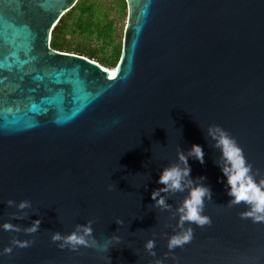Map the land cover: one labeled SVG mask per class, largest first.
Wrapping results in <instances>:
<instances>
[{"label":"water","instance_id":"obj_1","mask_svg":"<svg viewBox=\"0 0 264 264\" xmlns=\"http://www.w3.org/2000/svg\"><path fill=\"white\" fill-rule=\"evenodd\" d=\"M78 1L0 0V223L41 220L32 234L0 228V250L14 236L33 241L0 254V264H109L107 255L111 264H174L167 236L179 230L187 191L161 193L167 209L151 193L193 144L204 162L189 158L191 178L211 189V224H193V240L175 256L180 264H264V223L241 218L243 203L228 205L208 135L212 124L227 129L264 176V0H126L112 70L51 45ZM8 199L32 207L16 219ZM89 219L97 240L115 233L120 243L98 253L51 241V232ZM149 238L155 257L144 250Z\"/></svg>","mask_w":264,"mask_h":264},{"label":"clouds","instance_id":"obj_2","mask_svg":"<svg viewBox=\"0 0 264 264\" xmlns=\"http://www.w3.org/2000/svg\"><path fill=\"white\" fill-rule=\"evenodd\" d=\"M113 123L118 124L119 120ZM208 135L213 141V147L219 149L220 152L218 166L226 181L227 194L230 197L228 205H240L243 203L244 210L240 213L241 218H250L253 223H264V176L259 174V170H253L252 164L247 160L242 147L227 129L220 125L212 124L208 127ZM190 157L203 163V147L199 144H193L187 153L178 151V163L171 164L161 170L158 183L162 187L154 189L151 193L155 205L162 209H167L170 208V205L167 204L166 198L161 193L187 191L186 196L176 208L178 215L177 227L179 230H174L171 235L167 236L166 246L169 251L165 253V256L167 257L171 253L174 264H180V262L173 250L178 247L183 248L194 238L192 225L195 224L197 227L203 228L211 224V218L204 213V208L205 201L211 200L212 192L210 187L202 182L204 177L191 178V167L188 163ZM5 203L9 207L17 209L11 214L16 219H23L26 215L24 210L32 207V203L28 199H22L19 202L8 199ZM40 223L41 220L39 218L33 219L31 224L27 226L4 220L3 223H0V228L5 231L32 234L39 231ZM93 223L94 220L89 219L83 224H75L72 230L66 233L53 231L50 239L56 243L58 248H68L73 252H78L83 246L84 248H91L98 253H107L111 247L120 243L122 238L115 233L101 243L93 235ZM117 223L123 224V221L117 219ZM32 243L31 239H21L14 236L0 250V254H11L13 247L26 248ZM155 244L156 240L153 238L144 241V250L153 257L156 256ZM107 258L109 264H111L108 255ZM150 264H165V262L157 258L151 261Z\"/></svg>","mask_w":264,"mask_h":264},{"label":"trees","instance_id":"obj_3","mask_svg":"<svg viewBox=\"0 0 264 264\" xmlns=\"http://www.w3.org/2000/svg\"><path fill=\"white\" fill-rule=\"evenodd\" d=\"M116 5H121L124 10L127 9L126 0H116ZM103 9L104 4L100 0H79L71 10L61 17L52 30V47L83 54L112 70L120 59L122 43L115 46L113 57L108 58L102 55L113 42L115 33V21L109 19L108 12H105L107 22H104L101 17ZM77 33L91 43L97 41L98 48L92 47L91 43L86 45L73 42L71 39Z\"/></svg>","mask_w":264,"mask_h":264},{"label":"rangeland","instance_id":"obj_4","mask_svg":"<svg viewBox=\"0 0 264 264\" xmlns=\"http://www.w3.org/2000/svg\"><path fill=\"white\" fill-rule=\"evenodd\" d=\"M102 4H104V9L101 12V17L103 18V21L107 22L105 19V12H108L109 19L115 21V33H114V40L110 45L108 46L107 50L102 53L105 57H113L115 52V46L118 44H121L123 41L124 36V30L126 28V22H127V13L128 9L124 10L121 5H116V0H100ZM75 43H83L88 45L89 40H84V37L77 33L75 34L72 39ZM92 47L98 48L99 43L97 41H93L91 43Z\"/></svg>","mask_w":264,"mask_h":264},{"label":"snow or ice","instance_id":"obj_5","mask_svg":"<svg viewBox=\"0 0 264 264\" xmlns=\"http://www.w3.org/2000/svg\"><path fill=\"white\" fill-rule=\"evenodd\" d=\"M116 75V73H112V76L114 77Z\"/></svg>","mask_w":264,"mask_h":264},{"label":"bare ground","instance_id":"obj_6","mask_svg":"<svg viewBox=\"0 0 264 264\" xmlns=\"http://www.w3.org/2000/svg\"><path fill=\"white\" fill-rule=\"evenodd\" d=\"M113 72V71H112Z\"/></svg>","mask_w":264,"mask_h":264}]
</instances>
